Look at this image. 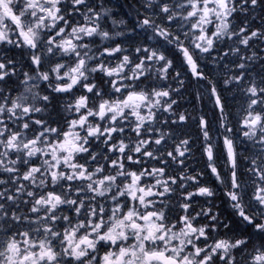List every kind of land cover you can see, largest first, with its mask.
Here are the masks:
<instances>
[{"label":"snow or ice","instance_id":"obj_1","mask_svg":"<svg viewBox=\"0 0 264 264\" xmlns=\"http://www.w3.org/2000/svg\"><path fill=\"white\" fill-rule=\"evenodd\" d=\"M0 264H264V0H0Z\"/></svg>","mask_w":264,"mask_h":264},{"label":"trees","instance_id":"obj_2","mask_svg":"<svg viewBox=\"0 0 264 264\" xmlns=\"http://www.w3.org/2000/svg\"><path fill=\"white\" fill-rule=\"evenodd\" d=\"M197 87L198 86L195 83L189 84L188 93L186 94V99H185V102H186L187 106L189 107V111L192 110V108H191V104L193 103V95L192 94L195 93ZM197 107H199L198 103H197ZM211 107H212L211 103H208L206 110H210ZM200 166L202 167V165H200ZM217 196L219 198L216 199L215 203L220 205V210L224 211L226 214V210L230 211V209L228 208V206L226 204L221 202L222 197H221L220 193H217Z\"/></svg>","mask_w":264,"mask_h":264}]
</instances>
